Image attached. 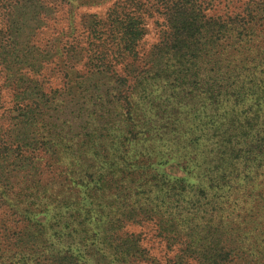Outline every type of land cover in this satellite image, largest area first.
Here are the masks:
<instances>
[{
	"label": "trees",
	"instance_id": "16d2710c",
	"mask_svg": "<svg viewBox=\"0 0 264 264\" xmlns=\"http://www.w3.org/2000/svg\"><path fill=\"white\" fill-rule=\"evenodd\" d=\"M145 2L126 0L110 18L111 61L122 74L106 67L112 87L106 115L95 119L106 127L80 137L36 132L30 151L0 142V183L12 173L29 183L14 193L16 264H39L38 252L63 235L78 240L69 249L87 247L91 224L109 240L106 264H160L140 234L118 235L143 224L176 250L167 264H229L227 256L195 257L193 243L218 233L211 224L234 207L248 227L237 230L234 255L247 248L245 264H264V0L227 1L218 15L213 0ZM148 10L163 27L140 56ZM50 254L51 264L88 261Z\"/></svg>",
	"mask_w": 264,
	"mask_h": 264
},
{
	"label": "rangeland",
	"instance_id": "374dc122",
	"mask_svg": "<svg viewBox=\"0 0 264 264\" xmlns=\"http://www.w3.org/2000/svg\"><path fill=\"white\" fill-rule=\"evenodd\" d=\"M132 1L134 5H148L145 0ZM213 1L219 4L210 14L218 15L227 1L235 0ZM125 5L126 0H0V142L5 147L13 148L18 143L21 151H30L32 149L28 148L36 132L61 131L69 133L70 137L92 135V131L99 133L106 127L105 121L95 120L106 111V90L112 87V77L106 73V67L114 66L116 73L122 74V64L111 61L110 18ZM135 8L131 6L130 9ZM148 13L152 14L145 20L146 34L135 50L140 56L158 41L159 30L163 27L158 15L151 10ZM40 116H43V126L39 124ZM30 123L34 125L31 128ZM83 127L85 130H81ZM12 156L10 151L5 156L8 169ZM168 171L173 177L180 176L175 168ZM27 186L26 177L13 173L7 182L0 183V264L12 261L16 264L17 257L11 255L15 251L20 224L12 216L14 193L21 191L23 194ZM243 213L238 207L231 208L226 213L230 219L211 224L210 229L218 233L205 238L200 236V243H193L195 257L227 256L232 261L229 264L249 262L247 248L237 253L240 258L234 255L240 247L237 230L248 229L240 224ZM236 215L241 217L236 218ZM88 228L90 234L83 242L87 247L69 249V243L76 238L60 236L55 244L47 242L46 249L38 252L39 264H51L50 252L73 253L79 260L83 254L88 260L86 264H106L109 240L103 234V227L91 224ZM121 232L140 234L143 246L160 264H167L176 252L165 250L164 243L154 236L150 225H130L119 230L118 235ZM243 243L246 247L247 240Z\"/></svg>",
	"mask_w": 264,
	"mask_h": 264
}]
</instances>
